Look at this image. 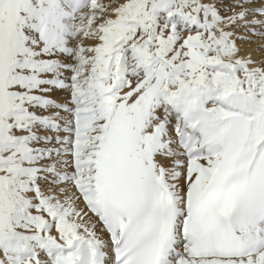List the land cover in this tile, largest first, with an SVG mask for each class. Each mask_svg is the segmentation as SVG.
<instances>
[{
  "label": "snow or ice",
  "instance_id": "obj_1",
  "mask_svg": "<svg viewBox=\"0 0 264 264\" xmlns=\"http://www.w3.org/2000/svg\"><path fill=\"white\" fill-rule=\"evenodd\" d=\"M0 264H264V0H0Z\"/></svg>",
  "mask_w": 264,
  "mask_h": 264
}]
</instances>
